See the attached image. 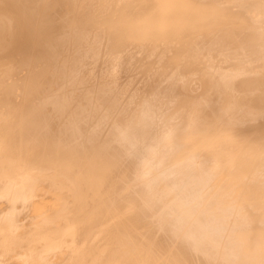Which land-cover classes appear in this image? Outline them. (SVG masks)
Returning a JSON list of instances; mask_svg holds the SVG:
<instances>
[{"label": "bare ground", "instance_id": "1", "mask_svg": "<svg viewBox=\"0 0 264 264\" xmlns=\"http://www.w3.org/2000/svg\"><path fill=\"white\" fill-rule=\"evenodd\" d=\"M0 264H264V0H0Z\"/></svg>", "mask_w": 264, "mask_h": 264}]
</instances>
